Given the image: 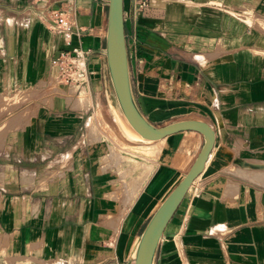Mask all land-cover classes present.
I'll return each mask as SVG.
<instances>
[{
    "label": "crops",
    "instance_id": "obj_1",
    "mask_svg": "<svg viewBox=\"0 0 264 264\" xmlns=\"http://www.w3.org/2000/svg\"><path fill=\"white\" fill-rule=\"evenodd\" d=\"M54 8L87 50L84 82L55 76ZM108 17L109 0H0V264H134L147 222L205 142L171 133L143 170L138 150L90 139L97 116L122 112ZM124 22L142 113L156 125L203 119L216 133L153 264H264V0H152L143 11L124 0Z\"/></svg>",
    "mask_w": 264,
    "mask_h": 264
},
{
    "label": "water",
    "instance_id": "obj_2",
    "mask_svg": "<svg viewBox=\"0 0 264 264\" xmlns=\"http://www.w3.org/2000/svg\"><path fill=\"white\" fill-rule=\"evenodd\" d=\"M106 55L109 73L119 105L145 139L158 140L185 129L198 130L205 136V142L194 162L163 198L139 237L134 264H153L163 231L194 179L203 171L215 144L216 133L213 126L203 119L186 118L164 125H156L142 113L135 100L130 79L124 22V0H109Z\"/></svg>",
    "mask_w": 264,
    "mask_h": 264
},
{
    "label": "built area",
    "instance_id": "obj_3",
    "mask_svg": "<svg viewBox=\"0 0 264 264\" xmlns=\"http://www.w3.org/2000/svg\"><path fill=\"white\" fill-rule=\"evenodd\" d=\"M152 0H134L138 11L145 10ZM51 27L62 34L64 46L52 57L56 78L64 83H79L87 80L85 64L87 50L73 43L76 33L74 23L67 13L59 8L51 10Z\"/></svg>",
    "mask_w": 264,
    "mask_h": 264
},
{
    "label": "rangeland",
    "instance_id": "obj_4",
    "mask_svg": "<svg viewBox=\"0 0 264 264\" xmlns=\"http://www.w3.org/2000/svg\"><path fill=\"white\" fill-rule=\"evenodd\" d=\"M118 114H120V112H118ZM93 127L94 128L91 130L90 133V139H92V141L104 138L105 142L113 146L112 148H114L115 150L118 151L122 150L120 146L124 147L127 151L138 150L137 154H139L140 156L136 158L142 161L141 165L143 170L145 169L144 161L152 162L154 164L155 159L159 155L161 149L160 143L151 144L149 148L146 147L135 148L134 145H136L137 143H144V142L135 138L122 125V123L118 119V115L114 116L111 114L106 119L97 116V123L95 126L93 125ZM148 141H153V140H148ZM131 159H133V157ZM149 174L147 175V177L149 176ZM136 176H137V172L134 171V177Z\"/></svg>",
    "mask_w": 264,
    "mask_h": 264
},
{
    "label": "bare ground",
    "instance_id": "obj_5",
    "mask_svg": "<svg viewBox=\"0 0 264 264\" xmlns=\"http://www.w3.org/2000/svg\"><path fill=\"white\" fill-rule=\"evenodd\" d=\"M114 92V91H113ZM118 119L120 120V122L122 123V125L137 139L143 141L144 143H142V146H150L151 144H155L157 143V140H153V141H148V139H144V137L142 136V134L135 128V126L131 123V121L128 119V117L126 116V114L122 111L119 115H118ZM168 136V135H167ZM166 137V136H165ZM163 137V138H165ZM163 138H160L158 140H161ZM191 188V187H190ZM139 241V240H138ZM137 247V245H136ZM135 253H136V248L133 252V259L135 258Z\"/></svg>",
    "mask_w": 264,
    "mask_h": 264
}]
</instances>
